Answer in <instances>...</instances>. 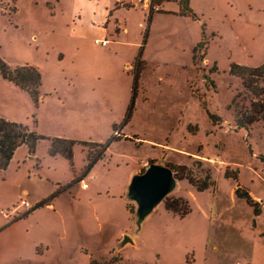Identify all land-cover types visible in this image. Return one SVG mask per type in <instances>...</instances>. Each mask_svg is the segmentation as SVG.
I'll use <instances>...</instances> for the list:
<instances>
[{
  "label": "rangeland",
  "instance_id": "obj_1",
  "mask_svg": "<svg viewBox=\"0 0 264 264\" xmlns=\"http://www.w3.org/2000/svg\"><path fill=\"white\" fill-rule=\"evenodd\" d=\"M15 7L16 12L9 14ZM77 8L76 0H0V57L12 67L35 66L42 77L43 96L35 107L25 91L0 76V116L35 126L46 137L101 143L124 116L132 72V67L124 65L136 56L145 26L139 24L143 19L139 10L129 12L124 41L101 46L93 41L88 13L81 27L73 26ZM202 20L206 33L215 36L205 34V40L212 39L207 54L205 46L191 54L195 21L154 16L142 55L145 65L133 120L124 127V131L135 129L141 137L124 138L134 140L135 146L112 142L92 171L104 181L107 165H121L108 173L118 180L132 161L151 158L169 168L185 165L199 182L207 173L214 181V186L197 191L186 179L175 178L170 194L176 196L166 197L188 200L190 211L182 218L161 204L140 229L135 216V224L126 228L136 238L135 246L123 252L129 264H264V119L245 128L236 126L237 113L249 107L253 95L239 77L229 73L232 61L264 64V0H220L206 8ZM206 112L219 116V121L211 122ZM48 142L38 144L42 175L68 177L71 169L85 163L86 149L81 145L74 146L71 168L66 160L49 157ZM87 148L91 154L100 150L93 144ZM226 168L230 175L237 173V183L224 177ZM237 184L257 202L259 215L236 197ZM5 194L9 202L20 196L19 189L11 186ZM67 217L63 228L54 212L43 208L29 221L1 228L0 264H57L53 249L61 243H77ZM39 244L51 249L30 262L17 258ZM85 253L73 252L69 264H85ZM119 257L114 253L95 260L113 264V258Z\"/></svg>",
  "mask_w": 264,
  "mask_h": 264
},
{
  "label": "crops",
  "instance_id": "obj_2",
  "mask_svg": "<svg viewBox=\"0 0 264 264\" xmlns=\"http://www.w3.org/2000/svg\"><path fill=\"white\" fill-rule=\"evenodd\" d=\"M180 1L181 0H162L159 3L157 9L158 11H155L153 13L152 20L154 16L161 14L170 15L172 17H176L182 20L184 19L195 21V24L198 26L197 29H195L194 27L192 28V35L190 36L192 38L190 39L191 41L189 43V47L192 54L193 47L202 38L201 25L202 23L205 24L202 19L205 15L206 8H209L214 3L218 4L220 0H189L188 7L198 16V19H192L189 16L181 15ZM49 3L50 7L52 6L53 9L54 6L51 2ZM76 4L78 5V8L74 11V15L72 16L73 26H75V24H79V27H81L83 18L85 16L84 14L88 13V18L91 22L89 27L94 29L93 41L95 38L107 39L109 40V42L106 46H108L109 44L119 45L120 42L124 41L122 37L129 30V26L127 23V14L129 12H135L136 10H139L143 18L141 22H139V24H143L144 22V26H146V20L150 5L149 0H76ZM16 10L17 9L15 7V9L13 11H10L9 14L15 13ZM151 22L149 25V31ZM142 27L143 25L140 26V28ZM149 31L147 35V40L143 45L142 55L144 54V50L148 42ZM204 32L205 34H213V37L215 36L213 32L206 33V28ZM32 35L34 36V38H36L37 36L36 33H33ZM142 37L136 55L138 54V51L142 44ZM211 40L212 39H209V43L206 48V54ZM133 61H126L124 66L132 67ZM72 88H74L73 85ZM42 99L43 96H41V100ZM133 114L130 121L125 126L130 125L133 120ZM124 127L120 130V133H116V136L122 137L121 139L116 141L132 144L135 146L134 140H125L124 138H135V135L139 134L135 133V129H132L131 131H124ZM32 128L35 129V126ZM41 140L37 141L34 154H29L26 145L22 144L18 146L14 150L6 169L0 171V229L4 226L5 229L7 228V226L9 228L22 221H29L30 219L39 215L43 208H50L52 212H54L59 225H61L63 228L66 227V214H68L67 223L68 225H71V229L77 233L76 245L74 241L68 244L61 243L53 249V251L55 252L54 257L57 264H69V258L71 257V254L73 252L85 253L86 251L88 252V258L86 259L85 264H89L91 258L99 260L114 253H119V258H121L122 263L129 264V260L123 252L126 248L135 246L136 238L134 235L129 234L126 228L130 225V223L135 224L136 216V218H138L136 220V224L138 226L137 228L140 229L141 224L144 222L143 220L146 219V217L152 212L155 206L161 204L164 209L167 210L164 205V200L166 196L175 195L173 193L170 194V189L166 193V195L143 216L142 219H140L139 216L135 213V207L137 208V204H135V199L130 196V187L134 178L140 173L144 172L145 169L149 166L148 162L149 160H151V158L144 159L139 163H135V161H132L130 168H125L126 170L124 174L118 178L119 181L114 180L113 176L109 178L108 173L110 169H118L122 166H114L115 164H112L110 166L107 165V167H109V170H106L104 181H101L98 179V177L92 174V171L95 168L94 166H96L99 161L105 158L107 151L106 150L103 157L100 158L91 167L90 171L84 177H82L78 182L74 183L66 191H63L59 195L55 196L49 204L30 210V212L25 216L22 215L14 220H8L3 216L1 210L10 209L12 206L16 205L20 199H25L34 206L40 200L53 193L57 189V187L65 186L73 179L79 178L85 168L89 150L86 146L79 144L86 149V157L84 164H82L80 167H77L75 171L71 169L73 173H70L68 177H57L54 175H52V177H48L42 175V167L40 166V160L36 157L38 151V144ZM48 143L49 145L47 148V153L50 146V141ZM75 145H78V143H76ZM75 145H73L72 147L73 156V149ZM48 155L51 158H60L68 162V160L62 154L50 155L48 153ZM124 165H128V162L124 163ZM69 166L72 168L73 165L71 166L69 164ZM88 178L89 180H91L90 184H88L86 181V179ZM81 180H83L82 183L87 184V187H81ZM113 180L116 183L113 182L112 184V182H110ZM77 185H79L80 188L76 189ZM10 186L19 189L20 196L18 200L11 202L7 201L8 198L5 194V191H7ZM101 193H103L104 196H100ZM98 197H102L103 201L98 202ZM129 207H131L132 210H130ZM21 211H24V208L21 209ZM50 249L51 247L49 248L48 245H46L43 249L42 244H39L34 246L33 251L30 250L29 252L23 253L22 255H17V258H21L23 262H30L32 257H35V255L45 254V252H48Z\"/></svg>",
  "mask_w": 264,
  "mask_h": 264
},
{
  "label": "trees",
  "instance_id": "obj_3",
  "mask_svg": "<svg viewBox=\"0 0 264 264\" xmlns=\"http://www.w3.org/2000/svg\"><path fill=\"white\" fill-rule=\"evenodd\" d=\"M162 0L156 1L158 4ZM189 0H181V10L180 14L184 16H189L192 19H198V16L188 7ZM47 5L50 6V3L47 2ZM158 10H153L152 5L149 7L146 26L143 32L142 44L138 51V54L135 56L134 61L132 63V72H131V88H130V98L129 102L126 106L124 116L121 122L117 125H112L113 132L117 130H121L131 119L133 111L135 109V100L138 94L139 89V78L140 74L144 68L145 61L142 59V49L143 45L147 40V35L149 31V25L152 20L153 13ZM202 38L201 40L193 47L192 54H194L196 48L198 46L207 47L209 41L205 40V24L202 23ZM193 57V56H192ZM215 63V62H214ZM216 65V63H215ZM217 71V67L215 68ZM229 73L231 75L237 76L241 79L242 85L245 89L251 92L253 95V99L250 100V105L244 112L237 113L235 118L236 126L240 128H245L255 122H258L264 119V64H259L256 66H248L243 64H238L236 62L229 63ZM0 76L3 79L13 83L19 89L25 91L31 98L35 107L39 105L41 101L40 95V86H41V74L39 70L30 64L17 65L12 67L9 65L3 58L0 57ZM208 118L211 122L219 121V116L215 114H211L206 112ZM32 117H35V114H32ZM36 125L37 121L33 122ZM191 132V130L189 129ZM41 139H48L50 141V146L48 149V153L50 155L62 154L69 162V164L73 165V152L72 147L76 143L81 144L83 146L88 147L93 144L100 148L99 152L96 154L88 153L87 163L81 176L79 178H75L70 181L65 186H59L57 189L48 195L47 197L40 200L36 203L31 209L27 210L23 213V216L27 215L30 210L35 209L37 207L49 204L50 201L61 192L66 191L70 188L74 183L78 182L82 177H84L91 169V167L105 154V151L109 147V145L116 140L121 139L120 136H116L112 134L107 140L104 142H90V141H77L73 139H67L62 137H44L36 132L34 128H30L26 123L15 122L8 119H5L0 116V171L6 169L9 160L11 159L14 150L24 144L28 148L29 154L35 153V147L37 141ZM154 161L149 160V165ZM199 163V162H198ZM172 168L174 172V177L178 180L186 179L191 185L195 187L197 191H204L209 187L214 186V181L211 180L210 174H206L203 181L199 182L195 180L191 171L187 169L185 165H173ZM184 170L186 172H184ZM137 177V176H136ZM225 178H231L237 183V173L230 175L228 172V168L224 171ZM135 179V178H134ZM132 186V184H131ZM237 188L235 189V195L238 198H243L246 203L252 208L254 215L260 214V208L257 205V202H254L250 197L247 191L241 192L240 186L237 184ZM165 208L179 217H184L190 211V206L188 200L182 196L179 197H166L164 200ZM132 210L131 207H129ZM89 264H98V262L91 258ZM113 264H126L121 262V258H113Z\"/></svg>",
  "mask_w": 264,
  "mask_h": 264
},
{
  "label": "water",
  "instance_id": "obj_4",
  "mask_svg": "<svg viewBox=\"0 0 264 264\" xmlns=\"http://www.w3.org/2000/svg\"><path fill=\"white\" fill-rule=\"evenodd\" d=\"M171 168L152 163L132 182L130 196L137 201V215L140 219L160 201L174 184Z\"/></svg>",
  "mask_w": 264,
  "mask_h": 264
},
{
  "label": "built area",
  "instance_id": "obj_5",
  "mask_svg": "<svg viewBox=\"0 0 264 264\" xmlns=\"http://www.w3.org/2000/svg\"><path fill=\"white\" fill-rule=\"evenodd\" d=\"M144 1H148V0H144ZM149 3H150L149 7L152 5L153 10L158 9L159 4L156 2V0H149ZM108 42H109V40H107V39H102V38H95L94 39V43H97L101 46H106L108 44ZM82 182H83V180L80 181L81 187L82 188L87 187V184L82 183ZM32 207H33V205L30 202H28L25 199H20L16 205L12 206L10 209L1 210V213L7 219H14L20 215L21 209L24 208V210H29Z\"/></svg>",
  "mask_w": 264,
  "mask_h": 264
}]
</instances>
